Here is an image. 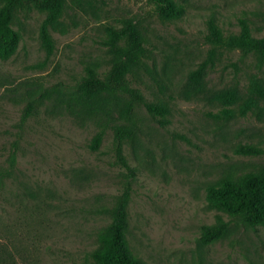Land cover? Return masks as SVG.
Wrapping results in <instances>:
<instances>
[{
    "label": "rangeland",
    "instance_id": "obj_1",
    "mask_svg": "<svg viewBox=\"0 0 264 264\" xmlns=\"http://www.w3.org/2000/svg\"><path fill=\"white\" fill-rule=\"evenodd\" d=\"M181 17L163 18L150 0H65L62 15L43 25L49 12L16 11L15 52L0 56V171L17 165L0 190V241L20 264H93L98 235L112 222V208L128 181V239L149 264H264V225L210 205L208 186L225 176L264 167V153H239L242 143L264 147V56L219 46L211 58L209 23L239 34L243 23L264 37V0H175ZM2 0H0V5ZM133 20L149 56L130 79L147 99L166 104L160 123L137 102L134 138L117 156L114 135L126 124L120 111L129 95L75 96L86 65L110 68L106 43L111 26ZM30 102L34 112L23 118ZM105 129L99 147L91 146ZM221 215L226 235L202 240L204 225Z\"/></svg>",
    "mask_w": 264,
    "mask_h": 264
},
{
    "label": "trees",
    "instance_id": "obj_2",
    "mask_svg": "<svg viewBox=\"0 0 264 264\" xmlns=\"http://www.w3.org/2000/svg\"><path fill=\"white\" fill-rule=\"evenodd\" d=\"M65 0H2L0 5V56L10 57L16 50L20 40V33L14 27L16 11H26L37 8L48 11L49 14L43 25V39L49 51L53 49V40L48 31V24H52L62 15ZM157 5V12L163 18L181 17L184 7L175 0H150ZM106 43L112 50L114 59L110 68L101 71L96 64L86 65V74L82 84L75 90L77 98L95 99L101 94L129 95V100L120 111L121 118L128 122L115 127V147L118 158L129 168L132 176L136 170L129 165L124 155V143L134 138L138 125L133 113L137 102L146 105L151 114L162 124L169 122V107L159 101L147 99L141 88L134 86L130 79L132 67L143 63L149 56V47L144 35L137 28L133 20L125 21L120 26H111L108 30ZM207 39L212 43L211 58L201 64L195 76H199L202 69L212 62L216 48L219 46L255 51L264 56V37L252 35L249 25L243 23L239 34H225L220 25L211 20ZM36 104L30 102L23 118L29 117L35 110ZM106 130L101 129L94 137L92 147L100 146ZM237 151L243 154L257 155L264 153V147L255 143H242ZM17 152L9 156V167L0 171V190L5 179L13 172L17 165ZM132 183L128 181L112 208V222L98 235V246L93 250V264H149L136 255L131 249L128 233L130 229L129 203L132 198ZM210 205L233 216H240L244 222L252 225H264V167L258 171H249L239 176H225L207 189ZM229 221L221 215L214 225H204L202 240L206 243L216 241L226 235ZM0 264H20L16 253L11 247L0 241Z\"/></svg>",
    "mask_w": 264,
    "mask_h": 264
}]
</instances>
